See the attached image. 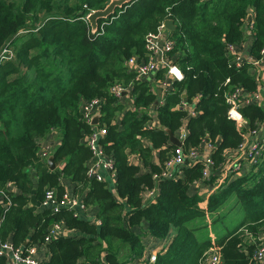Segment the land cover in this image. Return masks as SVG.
Here are the masks:
<instances>
[{
    "label": "trees",
    "instance_id": "16d2710c",
    "mask_svg": "<svg viewBox=\"0 0 264 264\" xmlns=\"http://www.w3.org/2000/svg\"><path fill=\"white\" fill-rule=\"evenodd\" d=\"M110 1L0 0L1 239L14 248L45 245L50 256L40 264H206L212 248L221 264H260L253 253L264 231V156L206 197L192 186L215 182L216 171L229 161L224 151L239 148L246 131L264 125V104L241 106L247 121L242 128L230 118L227 100L236 88L258 90L253 66L248 61L238 66L229 45L243 44L251 31L250 55L262 57L264 0H132L99 19L93 31L88 14ZM168 18L176 29L167 32L175 42L167 55L183 77L175 79L164 103H156L150 82L128 62L148 60L147 37ZM115 85L126 93L116 97ZM95 98L102 100L101 115L92 125L82 105ZM154 108L157 126L150 125ZM186 120L183 176L162 177L177 148L166 128L178 135ZM94 128L106 129L100 144L114 163L117 193L107 180L89 174L94 158L86 138ZM54 130L61 144L49 153L51 169L49 156L40 153ZM203 141L215 146L211 167L207 159L187 158ZM133 154L146 170L130 162ZM65 179L74 183L73 196L82 198L84 211L31 203L33 190L41 202L49 188L62 197ZM153 187L155 201L145 202L142 193ZM89 207L95 208L92 216L86 214ZM233 210L244 216L230 230L227 215ZM60 221L70 232L47 242L50 226ZM220 227L228 229L221 238ZM0 264L7 257L0 256Z\"/></svg>",
    "mask_w": 264,
    "mask_h": 264
},
{
    "label": "built area",
    "instance_id": "2783aa9c",
    "mask_svg": "<svg viewBox=\"0 0 264 264\" xmlns=\"http://www.w3.org/2000/svg\"><path fill=\"white\" fill-rule=\"evenodd\" d=\"M250 23V22H249ZM253 26L251 23L250 27ZM168 29L162 24L156 33H151L147 37V52H148V60L138 62L136 58H131L129 60V65L131 70L137 71L138 77L141 79L149 80L152 77L153 72H155L159 66L161 65L165 69L168 70V73L173 75L175 79H181L183 77V73L177 65L171 63L170 58L168 57V53L174 48V40L168 37ZM262 57L260 59L253 58L251 55L248 58H245L236 45H229V54L235 57V62L238 66L243 65L246 61H248L255 70H260V68L264 67V47L262 49ZM161 54V62H158L157 55ZM2 58V57H1ZM264 89V84H263ZM126 89L121 85H115L112 88V92L116 97H121L125 94ZM263 97L261 92H246L243 88H236L231 93L227 95V100L230 105L229 108V116L233 120H235L238 125L242 128L247 126V121L242 116L240 108L244 104H250L254 102H259ZM102 100L99 98H95L90 101H86L82 105V112L84 118L88 120V122H92L94 115L100 111L102 106ZM193 111V110H192ZM106 133V129H97L94 128L92 133L88 135L86 138L87 144L90 146L93 151V161H91L89 174L90 176L96 177L98 180H104L103 176L97 172L98 167H103L105 170L113 172L114 163L110 157H107L104 153V150L100 144V139L102 135ZM186 136V133L180 132L178 137L183 141V138ZM206 147L210 151L215 146L211 144L209 141L206 142ZM206 150L203 146L199 148L192 149L187 158L193 163L198 162L200 158V154ZM238 150L243 151V153L236 158L235 160L228 161L227 165L220 167L216 172L218 179L220 176H238L248 171L247 168L253 167L259 159L264 156V125L261 128L251 129L245 132V139L239 146ZM50 153V145L45 144L42 146L41 157H48ZM205 160L206 166L211 167L212 160L208 156ZM186 162V156L182 150V146H177L176 150L172 154L171 157L165 163V170L161 173L162 177H169L175 174L176 177L183 171L180 169L183 164ZM250 168V169H251ZM249 169V170H250ZM205 176L209 175L208 171H204ZM158 175H156V178ZM219 186V184H218ZM42 206L52 209L53 211H58L62 207H70L75 210L79 208L83 209L84 205L79 206V200L75 196L65 193L62 197H59L54 188H49L45 191L44 198L41 202ZM63 221L57 222L53 225V228L50 230V233L46 236V241H50L54 238H57L61 235H66L68 229L63 224ZM259 243L254 249L253 257L256 262L260 264H264V237L261 236L259 238ZM158 246L160 244H157ZM12 250V258H10L9 264H40L41 257L39 256V247L37 245H33L29 248H14L11 241L6 240L3 241L0 237V256L7 257L6 250ZM209 255V256H208ZM151 262L156 260V251H152L149 257ZM206 264H221V255L218 250L212 248L209 250L207 257L205 258ZM8 264V263H7Z\"/></svg>",
    "mask_w": 264,
    "mask_h": 264
},
{
    "label": "crops",
    "instance_id": "0c3cea01",
    "mask_svg": "<svg viewBox=\"0 0 264 264\" xmlns=\"http://www.w3.org/2000/svg\"><path fill=\"white\" fill-rule=\"evenodd\" d=\"M254 18V13L253 10L250 12L249 16L247 17V23L251 22ZM252 40H253V36L250 33L249 36L247 37L246 41L243 44L237 45L236 48H238V50L240 51V53L245 57L248 58L250 56V51H251V45H252ZM158 57V62H161V54L157 55ZM163 69H165L164 67H162L161 65L159 66V68L153 72L152 77H150V79L148 80L150 82V84L152 85V87L154 88V91L156 92L158 99H160V101H158V103H164L165 102V95L169 90L174 89V81L175 78L173 75L168 73V70L166 69V71H163ZM253 73L258 77L259 80V84H258V91L261 92L263 94V97L260 99L259 102H254L256 104H264V89H263V84H264V67L262 66L260 68V70H255V68H253ZM195 103V102H194ZM194 103L193 105L189 106L190 110H194ZM100 112V111H99ZM98 113V112H97ZM96 113V114H97ZM95 114V115H96ZM94 115V116H95ZM152 117L153 120L151 121L150 125L151 126H157L160 125L157 119V111L156 109H152ZM180 132H184V133H188V127H187V120L184 122L182 128L179 130ZM178 136V135H177ZM46 144L50 145V151L53 152L60 144H61V137L59 135V133L57 131H53L51 132L48 137H46ZM206 142L207 141H203L201 146H203L206 150H204V152H202L200 154V158L202 159H206L210 154L211 151H209L206 147ZM243 153V151L238 150V148H232V149H226L224 151V155L227 156V158L232 161L235 160L236 158H238L241 154ZM157 157H158V151L154 150V162L157 161ZM130 162L131 163H136L139 164L140 167L142 168V170H146L145 167L142 165V161L139 157V155L137 154H133L130 158ZM251 167L247 168L248 170ZM97 172L99 174H101L104 178V180H107L109 182V187L113 190L114 193H117L116 190V175L114 172H110L105 170L103 167H98L97 168ZM182 173H180L178 175V177H182ZM236 176V175H234ZM233 178V177H232ZM231 179V176H226L225 174L220 176V179L217 181L215 180V182L213 183H202V182H196L193 186L192 189L195 191H197L199 194H201L202 196H207L208 194H211L213 192L216 191L218 184H222L225 183L227 181H229ZM66 192L71 194V195H75L73 193L74 189H75V185L73 182H71L70 180H63L62 181ZM9 189L12 191H16V187L14 184H10L9 185ZM157 187H153L150 188L146 191H144L142 193L144 201L145 202H153L155 201L156 197H157ZM79 206L81 207L83 205V201L82 198H79ZM203 204L205 205L206 202L204 201ZM42 206V204H41ZM82 211H84V208L82 209ZM95 208H88L86 214L92 216L95 213ZM70 231L67 232V234ZM264 237V231H262V233L260 234ZM167 241L162 240L160 242H158L157 244H166ZM6 254H7V263L9 264L10 262V258H12V250L8 249L6 250ZM39 256L41 258H49L50 254L49 251L47 249V247L45 245L39 246Z\"/></svg>",
    "mask_w": 264,
    "mask_h": 264
},
{
    "label": "water",
    "instance_id": "95a60500",
    "mask_svg": "<svg viewBox=\"0 0 264 264\" xmlns=\"http://www.w3.org/2000/svg\"><path fill=\"white\" fill-rule=\"evenodd\" d=\"M130 1H132V0H111L105 8L94 10L90 14H88L87 20L91 24L92 30L93 31L97 30L99 19L107 18L108 16H110L111 14H113L115 12V9L117 7H123L126 3L130 2ZM164 25L169 31H174L176 29V24L174 23V20L172 18L166 19L164 21ZM249 33H252V32L249 31ZM184 96H185V93H184ZM156 103H158V101H156ZM100 115H101V113L98 112L93 117L92 122H91L92 125H96L99 123ZM166 131L169 135V140H170L171 144H173L175 146H182L183 145V141L180 140V138L176 134H174L170 129L166 128ZM47 162L50 164L51 169L55 168L54 155L53 154L48 157ZM35 192H36V190H33L31 195H30L31 203L35 206L40 207L41 201H39L37 199ZM88 218L92 219V217H90V216H88ZM52 228H53V225H51L49 229L51 230Z\"/></svg>",
    "mask_w": 264,
    "mask_h": 264
},
{
    "label": "rangeland",
    "instance_id": "374dc122",
    "mask_svg": "<svg viewBox=\"0 0 264 264\" xmlns=\"http://www.w3.org/2000/svg\"><path fill=\"white\" fill-rule=\"evenodd\" d=\"M243 216L244 213L242 210H238V211H231L228 215H227V224H228V229L233 230L235 229L243 220ZM215 226H219V224H215ZM228 229H226L225 227H220L218 232H217V237H223L226 232L228 231Z\"/></svg>",
    "mask_w": 264,
    "mask_h": 264
}]
</instances>
